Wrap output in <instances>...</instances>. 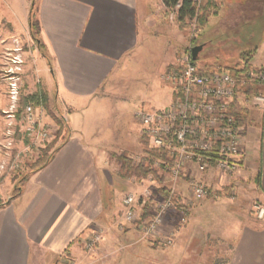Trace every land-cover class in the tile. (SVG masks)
<instances>
[{"label": "crops", "instance_id": "0c3cea01", "mask_svg": "<svg viewBox=\"0 0 264 264\" xmlns=\"http://www.w3.org/2000/svg\"><path fill=\"white\" fill-rule=\"evenodd\" d=\"M31 1L0 0V23L8 31L0 35V68L7 39H31ZM168 14L162 0H36L42 49L36 45L31 52L26 73L35 90L28 96L38 89L48 95L41 79L45 66L68 130L50 162L0 207V264H56L65 252L71 264H132L133 252L147 246L138 227L119 226L127 184L119 179L124 175L115 158L130 153L141 138L140 126L136 136L116 129L125 116L115 109L112 93L154 40L162 38L163 71L197 42ZM197 35L202 50L210 46L209 36L219 46L242 50L240 58L255 50L249 68L264 70V0H217ZM5 107L0 90V113ZM244 112L243 165L229 181L235 210L221 214L227 221L220 217L219 229L196 214L218 201L186 213L183 226L171 217L176 237L163 249L171 264H264V223L237 204L252 200L264 206V107ZM3 131L2 122L0 138ZM203 179L213 191L224 187L213 171ZM96 229L103 232L102 242L87 253L82 243ZM221 246H227L225 255Z\"/></svg>", "mask_w": 264, "mask_h": 264}, {"label": "built area", "instance_id": "2783aa9c", "mask_svg": "<svg viewBox=\"0 0 264 264\" xmlns=\"http://www.w3.org/2000/svg\"><path fill=\"white\" fill-rule=\"evenodd\" d=\"M199 5L201 0H191ZM178 3L168 11L169 19L175 20ZM192 39L196 37L194 21L188 28ZM3 54L0 77L7 86L8 106L2 111L4 120L0 153L11 155L16 142L25 151L51 141L52 125L36 112L33 103L26 102L18 108L22 89L21 47ZM163 81L171 88L172 98L167 107L159 110L139 109L135 119L140 126V138L147 142L149 150L161 152L165 161H154L158 175L168 177L169 188L165 195H158L159 185L151 176L140 178L142 191L124 195L122 221L137 224L142 240L151 239L169 248L176 237L175 226L170 224L176 217V225L186 223L185 206L191 201L209 197L211 187L203 179L208 172H215L223 186L230 185L231 177L242 167L245 128L234 115V107L262 109L264 107V70L236 67L225 70L205 71L197 67L190 51L181 55L167 67ZM148 155L133 158V166H143ZM4 162L0 165L3 170ZM156 186L152 192L151 187ZM186 185L189 202L181 201L180 189ZM182 191V190H181ZM234 191L231 189L233 200ZM179 205H178V203ZM181 206L182 208H179ZM149 218L143 220L144 209ZM254 217L264 223V206H253ZM174 215V216H173ZM103 232L96 229L82 243L85 252H93L102 242ZM60 264L66 261L61 258Z\"/></svg>", "mask_w": 264, "mask_h": 264}, {"label": "rangeland", "instance_id": "374dc122", "mask_svg": "<svg viewBox=\"0 0 264 264\" xmlns=\"http://www.w3.org/2000/svg\"><path fill=\"white\" fill-rule=\"evenodd\" d=\"M174 22L175 21H173L172 23ZM187 34L189 38L190 35L189 29L187 30ZM213 34L215 35L214 32L212 33V35ZM0 35H5V36L8 35L6 26L2 25L1 23H0ZM207 39L210 41V46L201 50V52L198 54V58L195 61L197 67L205 71L220 69L226 71L230 70L232 72L237 66H240L242 64L239 54V52L242 50H237L236 47L227 48V46H222V45L219 46V44H217L218 40L211 38L210 36ZM196 40L197 42L195 43L193 42V45L190 46L188 50L202 43V41L198 40V38ZM17 44H19V46L22 49L21 59L23 61L22 79H21L22 89L18 102V108H20L24 103H26L25 101L26 96H28V94H31V92H34L35 90V88H32L30 86L31 83L28 80L29 76L26 73V70H27V66L32 62L31 52L34 50L36 45L31 39L29 40L27 38H22L17 40ZM162 44L163 43L161 37H159V39L154 40V44L152 43L150 45L148 51H144L143 54H141V56L138 59H135L136 62L130 65V68L127 69L126 74L123 76V79L119 83L117 89L112 93L114 95L112 96V99L117 100V106L115 109H117L119 114L123 113L125 116V118L122 121L116 123L115 126L116 129H119V131L121 132L127 134H130L132 132L133 135L136 136L139 125L135 119V113L141 108L147 110L162 109L166 107L170 102L169 91L171 90V88L162 79V75L166 70L165 69L163 71L164 51ZM5 45H6L5 50L3 49V53H2V62H3V54L11 51L15 47V43L13 40L10 41L7 39ZM247 48L248 47H244V50H246ZM50 78H51L50 73L46 70V67L43 66L41 79H42V83L43 84L45 83L47 85V89L49 92L46 100L47 106L44 108L41 106H36L35 104L33 105L35 106L36 112L42 117V119L53 126L52 127L53 132H51V141L46 144L37 145V147L31 148L29 149V151H25L23 145H21L19 142H16L10 156L5 157L2 154V159H0V165L3 162L4 165H3V170H0V204L5 203L7 201L6 200L7 198L13 197L18 192V190L19 192H21L24 183L27 181L26 180L23 183L22 180L29 174L31 170L30 166L37 160L38 156H40L39 153L40 150L46 147L56 138L58 131H60L61 137L62 136L64 137L65 130H62L61 127L58 126L56 122V120L60 118V113L55 104L54 97L52 95L53 87L51 85ZM0 90L2 91L3 100L6 103V106H8L7 105L8 98L6 93L7 86L2 81L1 77H0ZM63 116L64 115H62L61 117ZM0 117H1L0 123L2 122L4 123L2 112L0 113ZM62 120L64 122L63 118ZM2 138L3 135H1L0 142L2 141ZM59 144H60V135L56 146ZM120 155H124L126 157V160H130V161L133 160V158L144 156V151H143V147L141 146V142H139L138 140L135 143V147L130 151V153L120 154ZM117 163L119 164L118 167L119 173H122L124 175L122 177L119 176V179L120 180L126 179V184H127L125 188V192H123V195L121 197V200L123 199L124 195H126L127 193L135 192V191H138L140 193L143 190L141 186H143L144 188L149 186V184L146 183L141 185L139 182L140 178H138L134 174L131 175L128 171H126V169L123 168L122 163L120 164L118 161ZM131 165H132V161H131ZM162 179H163L162 181L163 186L165 188H169V185L167 183L168 182L167 175L163 176ZM225 187L226 186L221 187L218 191L212 190L210 196L204 200L191 201L190 203L187 204V206H185L186 208H184V211H186V213L189 214L192 211H194L196 208H198L202 203H206V201L211 203L218 201L214 206L204 205L198 208L196 214L200 213L205 217L203 221H207L208 223H210V225L219 229L221 227L220 217H223L224 222L227 221V217H225L226 215L222 216L221 214L226 212L228 213V211L230 213H233L232 211L235 210L233 209V207H230L235 203V192L233 193L234 199L230 200L231 190H229L228 192L223 191ZM156 188L157 187L153 185V187H151L152 192H154ZM178 190H180L181 192L180 200L183 202H187L189 198L186 192V185H184ZM218 193H220V195ZM237 204H239V206L243 210L248 211L250 214L253 215H254L253 206L255 204L261 205L260 203L252 200L244 201L243 203L239 202ZM217 216L219 217L217 218ZM230 217L232 218L231 214L229 215V218ZM120 222L121 223L119 224V226L130 225V224H124L122 218ZM131 225L137 227V224H131ZM144 241L146 242L147 240ZM147 246L144 247L140 246L133 252L132 257H134L133 258L134 262H131L132 264H171L170 262L172 261V259L169 258L170 262L166 261V258L168 259L167 252L163 250L166 249V247L159 245L157 242H154L151 239L147 241ZM226 247L227 246L220 247L224 255L226 254L225 252ZM183 264H189V263L187 262Z\"/></svg>", "mask_w": 264, "mask_h": 264}, {"label": "trees", "instance_id": "16d2710c", "mask_svg": "<svg viewBox=\"0 0 264 264\" xmlns=\"http://www.w3.org/2000/svg\"><path fill=\"white\" fill-rule=\"evenodd\" d=\"M35 2L36 0L31 1V8L29 14V31L32 41L35 43V45H37L38 49L41 50L42 46L37 38V35L39 33V26L35 17ZM162 3L165 6L167 12L172 10L178 3H180V7L175 14V21L178 23L179 28L182 30L188 29L190 27V23L194 21L195 31L197 33L199 30L205 27L209 17H211L215 13V9L217 7V0H201V3L199 5L195 4L191 0H162ZM197 38L198 35L194 38V40H196ZM253 53H255V50L241 53L242 65L244 68H249V62L252 58ZM46 100H47V94L42 89H38L34 94L25 98V101L27 103L30 102L35 104L36 106H41L44 108L47 106ZM233 113L237 117L238 121L242 123L243 115L245 113L244 109H240L237 106H235ZM56 122L58 126L61 127L62 130H65L64 137L63 136L61 137L60 131H58L56 138L50 144H48L46 147L40 150L39 152L40 156H38L37 160L30 166L31 170L29 174L22 180L23 183L28 179V177L31 174L35 173L36 171L46 166L54 156L55 152L58 149V146L65 141L68 130L67 124L66 122H63L61 117L57 119ZM59 135H60V144L56 146V144L58 143ZM141 146L143 147L144 153H146L149 157L145 165L132 166L131 161L126 160V157L124 155L117 156L116 160L120 164L122 163L123 168L126 169V171H128L131 175L134 174L138 178H147L151 176L155 179L157 183H159V185H161L163 181L162 179L163 176L161 177L160 175H158V169L154 168L153 164L154 161L156 160L165 161L166 159L165 155L161 152L149 150L146 141L141 140ZM231 189L232 186L229 185L225 187L223 191L228 192ZM165 192H166V188L164 186H161L157 191L158 195H162V196L165 195ZM211 193H209V196ZM18 194H19V190L13 197H16ZM218 194L220 195V193ZM7 203L8 202L6 201L5 203L0 204V207H2ZM179 208L182 207L179 206ZM148 218H149V211L147 208H145L143 212V220ZM61 258H63L66 261L64 264H71L70 263L71 261L66 252L62 255ZM56 264H60V261L58 260Z\"/></svg>", "mask_w": 264, "mask_h": 264}, {"label": "water", "instance_id": "95a60500", "mask_svg": "<svg viewBox=\"0 0 264 264\" xmlns=\"http://www.w3.org/2000/svg\"><path fill=\"white\" fill-rule=\"evenodd\" d=\"M201 50H202V46L201 45H196V46H194V47H192L190 49V57H191L192 61H196L197 60L198 54L201 52ZM61 118H63L64 122H66L65 116H63Z\"/></svg>", "mask_w": 264, "mask_h": 264}]
</instances>
